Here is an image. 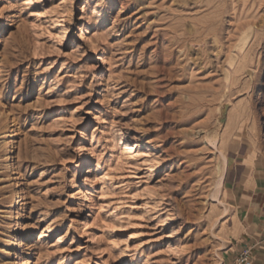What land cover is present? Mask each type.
Here are the masks:
<instances>
[{"label": "rangeland", "instance_id": "rangeland-1", "mask_svg": "<svg viewBox=\"0 0 264 264\" xmlns=\"http://www.w3.org/2000/svg\"><path fill=\"white\" fill-rule=\"evenodd\" d=\"M236 147L264 190V0H0V264H235Z\"/></svg>", "mask_w": 264, "mask_h": 264}, {"label": "crops", "instance_id": "crops-1", "mask_svg": "<svg viewBox=\"0 0 264 264\" xmlns=\"http://www.w3.org/2000/svg\"><path fill=\"white\" fill-rule=\"evenodd\" d=\"M232 150L236 161L235 173L233 176L226 177L224 184L229 191L235 194L242 224L236 249L238 253L246 247L255 249V264H264V253L260 243L264 236V190L254 187L256 180L251 181L250 179L251 185H247V164L244 162L246 153L240 147Z\"/></svg>", "mask_w": 264, "mask_h": 264}, {"label": "bare ground", "instance_id": "bare-ground-1", "mask_svg": "<svg viewBox=\"0 0 264 264\" xmlns=\"http://www.w3.org/2000/svg\"><path fill=\"white\" fill-rule=\"evenodd\" d=\"M245 37H246V39H248V35H245ZM228 75V74H227ZM229 77V76H228ZM18 130V129H17ZM16 130V131H17ZM16 131L15 130H7V132L6 133H4V136H3V138H14V137H16ZM18 134V133H17ZM14 139H11L10 140V143H14ZM7 142V141H6ZM16 203L17 204H20V198L18 197L17 199H16ZM16 205V204H15ZM226 210H227V208H225ZM19 224V223H18ZM10 237V236H9ZM12 237V236H11ZM23 238V235L22 234H19V233H17L16 235H15V237H14V241H15V250L17 251L18 249H19V247H21L20 246V244H21V239ZM12 240V239H11ZM12 252V251H11ZM16 263V262H15ZM33 263V261L31 260V257H29V258H26V260L24 261V264H32ZM18 264V263H17Z\"/></svg>", "mask_w": 264, "mask_h": 264}, {"label": "built area", "instance_id": "built-area-1", "mask_svg": "<svg viewBox=\"0 0 264 264\" xmlns=\"http://www.w3.org/2000/svg\"><path fill=\"white\" fill-rule=\"evenodd\" d=\"M252 248L246 247L237 254L235 264H252Z\"/></svg>", "mask_w": 264, "mask_h": 264}, {"label": "water", "instance_id": "water-1", "mask_svg": "<svg viewBox=\"0 0 264 264\" xmlns=\"http://www.w3.org/2000/svg\"><path fill=\"white\" fill-rule=\"evenodd\" d=\"M227 107H228V105H225V107H224V109H223V119H222V120L225 119L226 111H227Z\"/></svg>", "mask_w": 264, "mask_h": 264}]
</instances>
